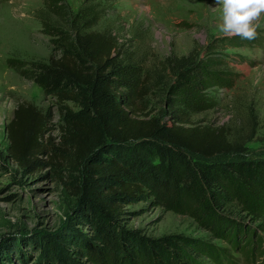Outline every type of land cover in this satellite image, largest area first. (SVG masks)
Listing matches in <instances>:
<instances>
[{"label": "trees", "instance_id": "obj_1", "mask_svg": "<svg viewBox=\"0 0 264 264\" xmlns=\"http://www.w3.org/2000/svg\"><path fill=\"white\" fill-rule=\"evenodd\" d=\"M46 2L53 14L64 9L62 0ZM97 20L96 13L80 8L65 24L42 22L58 54L30 61L23 70L54 98L58 137H49L46 116L35 104L20 102L5 126L7 156L27 172L50 167L76 196L66 227L75 235L73 224L85 219L100 236L115 228L116 252L125 264H137L134 253L142 264H182L176 253L180 244L171 237L125 236L114 227L121 205L142 190L134 177L139 158L145 157L147 168L162 181L178 184L181 197L205 226L236 233L240 224L234 217L264 215V157L249 154L246 146L256 131L245 136L225 123H193L192 115L214 106L205 91L232 84L225 60L208 52L211 45L203 57L191 51L166 58L159 62L164 73L157 75L124 62L115 34L89 29ZM152 95L162 97L158 105L149 102ZM249 238L254 243L253 231L244 241ZM57 239H38L40 250L48 251L54 264H78ZM260 242L250 251L244 244L246 253L237 261L255 264L249 258L263 256Z\"/></svg>", "mask_w": 264, "mask_h": 264}, {"label": "rangeland", "instance_id": "obj_2", "mask_svg": "<svg viewBox=\"0 0 264 264\" xmlns=\"http://www.w3.org/2000/svg\"><path fill=\"white\" fill-rule=\"evenodd\" d=\"M62 2L64 9L53 14L46 0H0V264H54L48 251L40 250L38 241L49 236L59 237L57 241L70 249L78 264H125L116 252L115 228H106L100 236L85 219L73 224L77 235L66 228L77 198L50 167L27 172L7 156L5 126L20 102L35 104L46 116L49 137H58L59 115L54 98L23 70L30 61L58 54L42 22L65 24L66 18L80 8L90 9L98 15L90 30H110L118 38L124 62L136 64L141 70L151 68L157 75L164 73L159 62L166 58H180L191 51L203 57L211 45L208 52L225 60L232 84L207 89L214 106L192 115V121L213 126L225 123L245 136L253 129L256 136L246 144L249 154L264 157V21L258 38L248 41L219 33L220 12L215 0ZM21 64L26 66L16 67ZM216 64L214 67H219ZM161 98L152 95L148 99L158 105ZM139 159L134 177L142 190L121 205L114 226L123 230V235L136 232L139 238L171 237L180 244L176 253L182 264H235L246 253L242 252L244 244H249L250 251L261 244L259 239L264 250V215L234 217L240 224L236 233L231 229L220 232L217 225L205 226L181 197L178 184L162 181L147 168L145 157ZM251 231L254 243L250 238L244 241ZM126 244L130 255L128 241ZM138 256L134 253L131 257L142 264L143 258ZM249 262L264 264V254L249 258Z\"/></svg>", "mask_w": 264, "mask_h": 264}, {"label": "clouds", "instance_id": "obj_3", "mask_svg": "<svg viewBox=\"0 0 264 264\" xmlns=\"http://www.w3.org/2000/svg\"><path fill=\"white\" fill-rule=\"evenodd\" d=\"M220 12L217 29L227 38L253 41L264 21V0H215Z\"/></svg>", "mask_w": 264, "mask_h": 264}]
</instances>
